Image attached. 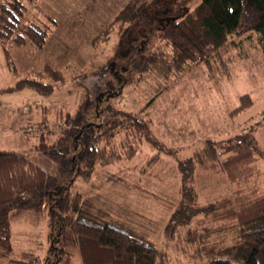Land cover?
Returning <instances> with one entry per match:
<instances>
[{
    "label": "trees",
    "instance_id": "16d2710c",
    "mask_svg": "<svg viewBox=\"0 0 264 264\" xmlns=\"http://www.w3.org/2000/svg\"><path fill=\"white\" fill-rule=\"evenodd\" d=\"M0 1V40L6 47L7 63L14 68L7 45L42 49L51 24L59 23L43 10L41 17L37 13L30 16L26 0ZM161 1L156 9H149L151 0H112V17L106 19V26L93 37L94 42L105 41L117 32L121 40H127L135 27L141 29L142 53L138 66L126 70L127 84L154 74L167 86L200 64L227 69L231 59L225 52L236 45V39L252 37L253 33H257L264 47V0H200L194 5ZM85 5L80 19L98 11L95 2ZM143 16L157 25L141 23ZM44 67L42 77L18 78L15 90L28 88L45 96L53 94L66 77L50 63ZM106 70L107 66L99 69ZM102 94L97 97L98 103L85 95L75 112L60 108L53 122L44 117L38 128V141L34 143L37 150L63 170L76 173L86 181L91 180L99 166L132 160L140 151L143 138L158 141L147 114L156 95L140 109L116 107L108 100L106 119L104 111L96 109ZM239 104L235 112L252 106L253 96L244 93ZM44 109L46 113L48 107ZM97 116H101L100 120H95ZM46 121L51 124L48 126ZM257 144L253 133L246 137H206L189 157L177 160L180 201L165 231L210 264H261L264 187ZM160 156L159 150H155L145 166L154 165ZM199 168L216 174L218 181L229 184L232 190L202 201L196 186ZM113 175L116 174L108 172L107 177L122 180L120 175ZM54 209L60 215L56 233L60 244L54 246L56 257L47 255L43 260L32 250L14 254L13 218L24 211L53 214ZM44 262L188 264L173 261L168 250L159 247L149 233L93 198L59 186L56 174L34 159L13 149H0V264Z\"/></svg>",
    "mask_w": 264,
    "mask_h": 264
},
{
    "label": "rangeland",
    "instance_id": "374dc122",
    "mask_svg": "<svg viewBox=\"0 0 264 264\" xmlns=\"http://www.w3.org/2000/svg\"><path fill=\"white\" fill-rule=\"evenodd\" d=\"M175 1L194 5L200 0ZM92 2L97 4L98 11L94 14L88 12V16L80 19L85 4ZM111 2L34 0L32 3L26 0L30 16L37 13L41 17L43 10L59 24H51L48 40L42 49L7 45L14 68L7 63L6 47L0 40V149H13L27 155L55 173L59 186L81 191L120 218L139 226L153 237L159 247L168 250L173 261L210 264L193 253L190 246L170 238L165 231L180 201L181 175L177 160L189 157L206 137H246L253 133L261 154L259 164L264 187V47L257 33H253L252 37L236 39V45L225 52V56L231 59L227 69L200 64L167 86H163L154 74L127 84L126 70L138 66L142 53L141 29L135 27L127 40H121L116 32L108 40L93 41V37L106 26V19L112 17ZM160 3L163 2L151 0L149 9H156ZM141 23L151 27L157 25L146 16L142 17ZM49 63L61 69L66 77L53 94L45 96L28 88L15 90L18 78L42 77L44 65ZM106 66L105 72L99 71ZM101 92L96 109L103 110L106 119L108 100L116 107L140 109L156 95L147 114L151 119L153 136L158 141L143 138L142 147L132 160L99 166L91 180L86 181L76 173L63 170L37 150L34 143L38 141V128L44 117L53 122L60 108L75 112L85 95L98 103L97 97ZM244 93L253 96L254 104L235 112ZM45 106L48 107L47 114ZM100 117L95 120H100ZM50 122L46 121L48 126ZM155 150L161 153L160 159L152 166H145ZM108 172L120 175L122 180H110ZM196 174V186L202 201L232 190L229 184L220 183L216 174L203 168H199ZM56 209L53 214L45 212L41 215L24 211L13 218L14 254L32 250L43 260L47 255L56 257L54 246L60 244L56 235L60 215ZM259 263H264V251L259 256Z\"/></svg>",
    "mask_w": 264,
    "mask_h": 264
}]
</instances>
